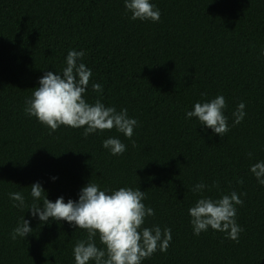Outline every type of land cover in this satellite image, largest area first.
<instances>
[{"label": "trees", "instance_id": "16d2710c", "mask_svg": "<svg viewBox=\"0 0 264 264\" xmlns=\"http://www.w3.org/2000/svg\"><path fill=\"white\" fill-rule=\"evenodd\" d=\"M150 3L158 22L132 20L124 0H0V264H75L86 230L42 224L9 197L21 192L26 205L42 207L31 196L37 182L52 202L78 201L89 182L144 191L155 214L142 227L170 228L172 240L142 264H264V186L250 171L264 161V0ZM72 50L86 53L78 62L92 71L84 98L126 108L138 122L131 139L115 128L87 137L83 127L51 131L26 115L40 78L62 73ZM219 95L230 128L223 138L186 117ZM241 102L246 115L233 126ZM109 137L126 145L122 155L103 147ZM199 183L206 187L194 193ZM232 192L243 200L238 242L210 227L195 235L189 209ZM23 217L33 232L12 240ZM96 244L104 247L98 235Z\"/></svg>", "mask_w": 264, "mask_h": 264}, {"label": "clouds", "instance_id": "9594fccd", "mask_svg": "<svg viewBox=\"0 0 264 264\" xmlns=\"http://www.w3.org/2000/svg\"><path fill=\"white\" fill-rule=\"evenodd\" d=\"M124 7L126 12L131 13V19L134 21L160 20V10L155 8L150 0H124ZM85 55L83 51H69L62 73L45 72L39 80V87L35 88L32 97L26 100V115L35 117L51 131H56L60 126L83 127V135L87 137L98 131L115 128L131 139L138 122L128 116L126 108L117 111L114 106L105 107L99 99L90 104L84 98L92 77L91 69L78 62ZM92 90L103 92L99 83H93ZM226 106L224 96L219 95L210 102L195 103L194 109L186 112V117L197 118L200 125L212 129L223 138L230 130L228 117L224 115ZM244 109L245 104L241 102L232 114L233 126L243 121L246 115ZM133 146L135 147L134 141ZM103 147L108 149L111 155H122L126 151V145L118 138L105 139ZM250 171L259 184L264 186V161L253 164ZM205 187L204 183H199L194 185L192 191L201 192ZM30 189L34 201H43L42 207L38 203L29 207L21 192H12L9 197L18 202L14 204L15 207H28L31 215L38 216L42 224L48 223L51 218L86 230V239L78 241L73 249L75 264H142L143 260L150 258L157 250L167 252L170 246V228L162 230L159 226L142 227L145 218L154 216L155 213L142 202L146 199V194L140 189L121 187L119 190L108 192L89 182L81 189L78 201L69 199L67 203L63 197H59L55 202L47 199L45 190L38 182L31 185ZM242 204L243 200L236 192L216 200L210 197L198 199L189 209L194 234L199 236L210 227L226 233L228 239L238 242L243 229L236 222V205ZM29 224L23 217L22 223L10 234L11 239L26 238L30 235L33 229ZM97 235L103 248L96 244Z\"/></svg>", "mask_w": 264, "mask_h": 264}]
</instances>
